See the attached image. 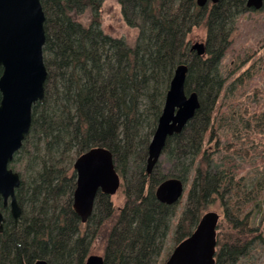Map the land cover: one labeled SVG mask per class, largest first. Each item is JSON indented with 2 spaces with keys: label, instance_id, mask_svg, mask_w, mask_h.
<instances>
[{
  "label": "trees",
  "instance_id": "1",
  "mask_svg": "<svg viewBox=\"0 0 264 264\" xmlns=\"http://www.w3.org/2000/svg\"><path fill=\"white\" fill-rule=\"evenodd\" d=\"M102 1L40 0L44 99L32 105L29 131L10 162L21 178L15 190L21 214L15 221L0 202V264H33L37 259L84 264L106 223L103 264H155L181 200L166 204L156 198L157 185L168 177L188 183L174 239L186 237L220 196L228 221L217 223V229L233 220L238 231L217 232L215 264H234L254 242L234 211L248 219L251 210H244L257 202L264 182L242 184L227 152L232 146L215 156L204 140L216 135L213 120L230 98L229 85L242 81L228 83L233 71L224 75L220 63L239 14L249 10L246 0H207L203 6L196 0H116L125 22L137 31L133 43L102 30ZM86 10L91 14L87 25L77 18ZM194 26L206 29L204 55L191 50L186 39ZM183 62L188 66L185 91L195 90L200 105L182 131L167 138L163 161L157 160L147 174L148 144L174 69ZM93 146L112 152L124 202L116 208L110 196L97 191L90 215L81 222L72 208L73 162ZM163 163L169 164L165 172Z\"/></svg>",
  "mask_w": 264,
  "mask_h": 264
},
{
  "label": "water",
  "instance_id": "2",
  "mask_svg": "<svg viewBox=\"0 0 264 264\" xmlns=\"http://www.w3.org/2000/svg\"><path fill=\"white\" fill-rule=\"evenodd\" d=\"M216 2L217 0H211ZM207 0H196L203 6ZM264 0H246L248 9L258 10ZM44 12L40 0H0V202L9 206L16 221L21 206L15 195L20 174L10 167L14 153L29 131L31 110L44 99L47 70L43 58L45 41ZM197 55L205 54V41L191 43ZM188 66L179 63L170 80L163 107L149 141L145 170L152 172L169 136L179 133L192 118L200 102L195 90L185 91ZM76 180L72 208L81 222L90 215L97 191L111 196L120 185L112 152L93 146L73 162ZM185 185L177 177L163 179L155 189L156 198L166 204L177 203ZM219 214L204 212L194 229L172 249L163 264H215L216 234ZM4 216L0 210V232ZM33 264H48L37 259ZM84 264H103V256L89 254Z\"/></svg>",
  "mask_w": 264,
  "mask_h": 264
},
{
  "label": "rangeland",
  "instance_id": "3",
  "mask_svg": "<svg viewBox=\"0 0 264 264\" xmlns=\"http://www.w3.org/2000/svg\"><path fill=\"white\" fill-rule=\"evenodd\" d=\"M99 15L100 26L105 33L124 38L129 43L134 42L137 31L125 22L121 5L116 0H103ZM90 16V11L86 10L77 15V18L87 25ZM205 37L206 29L203 26H194L186 39L191 45L195 41H205ZM220 68L226 76L229 71H233L228 83L231 80L235 81L234 78H242V81H238L240 83L234 88L229 85V89L233 90L227 95L230 98L218 107L216 118L213 120L216 135L210 141L208 137H205L204 147L214 150L216 156L217 153L226 152L224 148L230 144L232 148L227 152L232 156L230 158L236 173L235 179L241 180L242 184L245 183L250 187V184L257 179L264 182V6L258 10L249 9L239 14L231 43L222 57ZM159 159L163 161L164 155H161ZM161 165L163 172L169 168L168 163ZM15 170L19 173L17 168ZM187 190L188 183L185 185L176 214L170 221L163 253L157 258L155 264H163L178 243L173 237V232L176 219L181 214ZM110 198L116 208L121 207L124 202V194L120 188ZM209 210L219 214L218 224L222 225L228 221L224 216L220 196L212 199L204 212ZM244 211H249L248 219L244 212L234 211V216H238V220L242 221L243 225L240 227L244 226L246 230H251V232L247 231V235L254 242L246 256L240 257L234 264H264V187L257 202L251 203ZM228 224L229 228L222 226L217 229V232L226 230V233L234 235L238 227L233 220ZM246 224L250 227L247 228ZM109 225L110 223H106L93 239L89 254H103Z\"/></svg>",
  "mask_w": 264,
  "mask_h": 264
},
{
  "label": "flooded vegetation",
  "instance_id": "4",
  "mask_svg": "<svg viewBox=\"0 0 264 264\" xmlns=\"http://www.w3.org/2000/svg\"><path fill=\"white\" fill-rule=\"evenodd\" d=\"M8 207H9V206H8ZM88 255H89V254H88ZM88 255H87V256H88ZM87 256H86V257H87Z\"/></svg>",
  "mask_w": 264,
  "mask_h": 264
}]
</instances>
